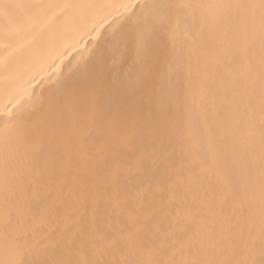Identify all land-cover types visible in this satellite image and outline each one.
<instances>
[{
  "label": "snow or ice",
  "instance_id": "snow-or-ice-1",
  "mask_svg": "<svg viewBox=\"0 0 264 264\" xmlns=\"http://www.w3.org/2000/svg\"><path fill=\"white\" fill-rule=\"evenodd\" d=\"M25 31L0 264H264V0H0Z\"/></svg>",
  "mask_w": 264,
  "mask_h": 264
},
{
  "label": "bare ground",
  "instance_id": "bare-ground-1",
  "mask_svg": "<svg viewBox=\"0 0 264 264\" xmlns=\"http://www.w3.org/2000/svg\"><path fill=\"white\" fill-rule=\"evenodd\" d=\"M43 3H59L62 0H39ZM117 3H127L128 0H114ZM38 47L34 37L29 36L28 32L25 31L19 35L14 34L11 39H2L0 38V61H3L5 64L9 65L13 69L18 66L25 64L28 59L33 55L35 49ZM68 61H65L67 65ZM65 74H67V69H63ZM44 72L49 75H54L50 69L45 65ZM34 73H25L23 80L19 82L7 81L5 78L0 75V101L3 103L8 102L7 94L5 91L6 85H10V91L13 95L20 96L23 95L22 103H28V95L33 91L39 95L40 87L37 85L35 89L28 88L27 94H25V85L27 81L31 78ZM39 79V77H37ZM47 85L45 86V92L47 91Z\"/></svg>",
  "mask_w": 264,
  "mask_h": 264
}]
</instances>
